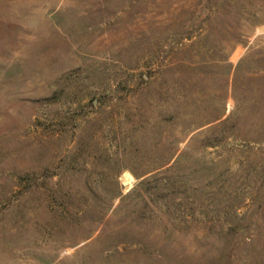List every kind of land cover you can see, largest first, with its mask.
Masks as SVG:
<instances>
[{"label":"rangeland","instance_id":"obj_1","mask_svg":"<svg viewBox=\"0 0 264 264\" xmlns=\"http://www.w3.org/2000/svg\"><path fill=\"white\" fill-rule=\"evenodd\" d=\"M0 264H264V0H0Z\"/></svg>","mask_w":264,"mask_h":264}]
</instances>
